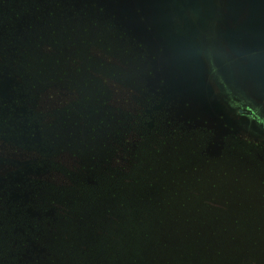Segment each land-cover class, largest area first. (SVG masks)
I'll return each instance as SVG.
<instances>
[{"label": "rangeland", "instance_id": "1", "mask_svg": "<svg viewBox=\"0 0 264 264\" xmlns=\"http://www.w3.org/2000/svg\"><path fill=\"white\" fill-rule=\"evenodd\" d=\"M85 6L72 8L97 9ZM99 7L98 25L88 29L103 41L105 66L78 77L88 87L73 92L71 104L87 116L88 138L107 136L108 148L120 150L121 171L149 178L139 197L135 184H124L120 196L137 197L142 208L155 198L150 227L132 210L136 236L128 231L119 251L97 250L96 262L129 261L150 228L151 240L170 250L166 264H264V0H109ZM148 119L154 128L147 135ZM118 220L104 223L101 234L112 236Z\"/></svg>", "mask_w": 264, "mask_h": 264}, {"label": "trees", "instance_id": "2", "mask_svg": "<svg viewBox=\"0 0 264 264\" xmlns=\"http://www.w3.org/2000/svg\"><path fill=\"white\" fill-rule=\"evenodd\" d=\"M106 1L0 0V264H98L97 250L119 251L128 231H139L132 210L150 227L155 196L147 208L136 203L149 178L121 171L120 150L108 148L107 136L88 138L87 116L71 104L73 92L88 87L78 77L105 66L98 54L103 41L90 38L88 26L98 25L93 17ZM91 2L95 11L72 8ZM145 122L148 135L154 122ZM134 142L122 155L126 161L133 160L137 137ZM132 184L137 197L122 198L123 185ZM114 217L118 231L101 234ZM152 232L144 231L141 250L123 264H166L170 250L162 240L153 242Z\"/></svg>", "mask_w": 264, "mask_h": 264}, {"label": "water", "instance_id": "3", "mask_svg": "<svg viewBox=\"0 0 264 264\" xmlns=\"http://www.w3.org/2000/svg\"><path fill=\"white\" fill-rule=\"evenodd\" d=\"M258 1H260V0H258ZM181 42H183V39H182V41ZM184 43V42H183Z\"/></svg>", "mask_w": 264, "mask_h": 264}]
</instances>
